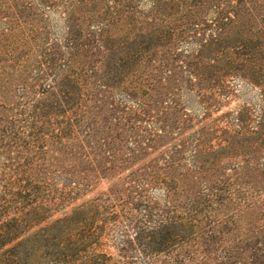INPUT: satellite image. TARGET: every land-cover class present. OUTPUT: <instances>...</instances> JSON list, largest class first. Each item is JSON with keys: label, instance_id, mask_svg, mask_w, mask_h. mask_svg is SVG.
Listing matches in <instances>:
<instances>
[{"label": "trees", "instance_id": "16d2710c", "mask_svg": "<svg viewBox=\"0 0 264 264\" xmlns=\"http://www.w3.org/2000/svg\"><path fill=\"white\" fill-rule=\"evenodd\" d=\"M107 1L0 0V264H264V106L211 128L222 86L200 88L182 48L227 58L211 80H250V46L220 40L241 15Z\"/></svg>", "mask_w": 264, "mask_h": 264}, {"label": "rangeland", "instance_id": "374dc122", "mask_svg": "<svg viewBox=\"0 0 264 264\" xmlns=\"http://www.w3.org/2000/svg\"><path fill=\"white\" fill-rule=\"evenodd\" d=\"M229 2L233 7V9L230 10H236V12L238 10L241 18L236 24L228 26L226 35H223L220 40L225 42L227 39L233 41L241 38L250 46V49H248L249 51H247L250 54L246 57L244 67V70H246V75L244 76H253L250 80L240 77L227 79L218 77L211 80L210 78L212 73L213 75H216V70H223L227 62V58H223V56H221L219 58V63L215 65L217 68L213 70L208 66V54L200 52L203 48H200L199 45L182 47L184 52L188 49L192 50V60L195 65L196 75L198 76L197 82L199 83L200 81V88L206 90V88H209L211 84H216V82H220L217 84H221L220 87L222 86L220 89L216 88L217 95L214 96L210 102V119L207 121V123L211 124V128H215L217 130H221L229 122H234L239 114L244 116L247 123L252 124V126L257 125L263 114L262 110L264 106L259 83L258 85L251 83L252 81L259 82L260 67L264 64L263 55L260 49V45L264 41V35L262 33V29L264 28V0H229ZM105 3L109 4L107 0H105ZM210 5L211 7L206 9ZM212 6V3L210 2V4L202 8L203 13L209 14V18H212L215 11V8ZM146 8L147 7L144 6L139 10H145ZM51 17L54 28L56 30H60L62 27V19L58 15L54 14ZM130 22L131 21L127 20V23ZM128 27H130V29H136V27L131 25ZM117 32L118 31H116V33ZM119 34L121 41H123L124 31H120ZM137 34V32H133V34L129 37L131 43L137 38ZM211 34V28L202 32L201 35L197 37L199 39L198 42L202 43L205 39H209ZM183 102L189 109H192L197 117H203V106L199 103L196 96L186 95L183 98ZM243 110H245V112H243ZM218 135L221 136L222 133L219 132ZM99 189H107V183L104 182L103 185L99 186ZM90 196L93 195H89V197Z\"/></svg>", "mask_w": 264, "mask_h": 264}]
</instances>
